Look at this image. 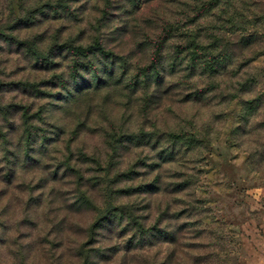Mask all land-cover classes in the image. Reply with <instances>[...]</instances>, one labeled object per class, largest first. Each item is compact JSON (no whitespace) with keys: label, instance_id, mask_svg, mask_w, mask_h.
<instances>
[{"label":"rangeland","instance_id":"374dc122","mask_svg":"<svg viewBox=\"0 0 264 264\" xmlns=\"http://www.w3.org/2000/svg\"><path fill=\"white\" fill-rule=\"evenodd\" d=\"M57 1L0 0V32L42 52L96 39L128 77L159 60L163 85L103 87L58 108L10 84L52 72L0 40V106H29L34 125L58 133L38 167L22 156L10 183L0 174V264H264V0H61L68 10L12 21ZM193 39L230 45L234 71L242 50L263 52L241 76L212 78L190 71Z\"/></svg>","mask_w":264,"mask_h":264},{"label":"trees","instance_id":"16d2710c","mask_svg":"<svg viewBox=\"0 0 264 264\" xmlns=\"http://www.w3.org/2000/svg\"><path fill=\"white\" fill-rule=\"evenodd\" d=\"M226 5L229 9H233L235 6L238 8L237 1L228 0ZM44 6H47L53 12H56L59 8L68 10L66 4L59 0L54 5L44 3L34 10L30 9L25 11L20 18H13L12 21L17 19L18 23H25L29 17L33 18L35 12H42ZM232 12L235 11H231V23L234 24L235 20L238 19V15H236V12ZM12 13L11 15L14 14ZM33 22L34 20L29 19L28 23L33 24ZM11 28L7 26V29ZM10 34L5 35L0 32V40L8 43L13 42L17 46L21 45L23 49L20 52L29 58H33L34 65L38 63L41 69L52 72L51 78L46 83L45 81H39V83H44L42 85L43 87L37 81L29 80L10 82V84L19 89L24 87L22 90L28 88L31 93H35L37 96H42V98H48L49 100L57 102L58 108L66 107L67 109L72 103L80 102L79 98L82 94L91 96L103 87L118 86L121 84L123 87L138 92V90H145L153 84L158 87L163 85V78L158 69L159 60L153 64L151 63L149 69L142 67L140 73L135 77H128L126 70L118 73V68L115 66V55L110 50L105 49L96 39H93L88 44H76L71 40H66L62 43L54 41L42 52L35 43L26 42V40H17V38H13ZM220 42L213 40L210 43L202 45L200 44L201 42L199 43L193 39L190 43L189 53L190 71L201 68L204 73L203 75H208L212 78L224 75L236 77L238 74L241 76L242 70L254 60L256 54L261 55L263 52L261 51L262 47L252 54H248L247 51L242 50V59L238 65L239 69L236 68L234 71L236 65L234 57L237 53L231 49L230 45H226L225 47L224 42ZM244 45H242L243 48H246L247 46ZM240 80H238V89L241 91L246 90L255 81L254 77L252 78L251 76ZM39 87H42L43 91ZM255 101L256 99L249 101V104L253 105ZM28 107H22L16 104L0 106V174L5 176V179L4 177L3 179L8 183L15 176L18 170L19 160L22 159V156H25L24 166L31 162L34 163L33 167H38L41 164L42 155L50 149L53 143L57 142L56 137H58V133L53 134V136H48L46 134L49 133H46L44 128L32 123L31 120L35 116ZM47 111L40 110L38 118H45L44 116ZM10 117L17 118L20 122L15 125V122L11 121L8 123L9 125H4L5 122L9 121ZM169 135L172 141H182L185 139L184 143L185 146L187 144V148L193 142L191 138H184L181 134L177 135L172 133ZM126 139L130 142H140L137 135L126 136ZM172 154L173 151L166 149L165 159L171 157ZM43 168H46V166H43ZM75 200L79 206L89 201L88 197L83 193H80ZM29 205V202L25 203L22 209V214L25 216L29 211ZM71 207L76 208L77 205ZM175 239V235H169L166 240L175 243ZM18 252L20 253L21 251L18 250ZM206 260L201 262L206 264Z\"/></svg>","mask_w":264,"mask_h":264}]
</instances>
